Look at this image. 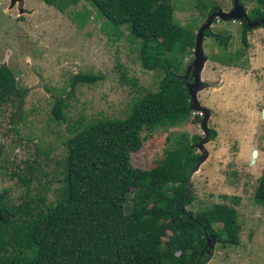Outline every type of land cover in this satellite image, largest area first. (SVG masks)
<instances>
[{
  "label": "rangeland",
  "instance_id": "1",
  "mask_svg": "<svg viewBox=\"0 0 264 264\" xmlns=\"http://www.w3.org/2000/svg\"><path fill=\"white\" fill-rule=\"evenodd\" d=\"M165 1L174 23L195 36L202 30L204 62L195 98L207 115L191 110L183 125L143 130L130 166L148 171L164 163L172 137L185 134L202 158L189 179L194 201L185 208L195 214L225 204L236 211L238 242L209 241L205 264H264V200L254 193L264 169V28L247 24L244 46L240 18L255 4L237 1L233 14L238 16L224 20L215 14L229 15L232 0ZM58 2L63 12L40 6L21 24L0 5V65L15 89L0 96V259L33 255L32 227L65 197L67 142L74 133L100 119H124L132 103L155 92L163 77L159 70L140 67L137 43H131L125 26H110L87 0ZM209 6L215 8L208 12ZM193 50L182 56L176 73L188 85L194 83ZM76 74L95 80L71 85ZM56 100L66 105L57 122L51 114Z\"/></svg>",
  "mask_w": 264,
  "mask_h": 264
},
{
  "label": "trees",
  "instance_id": "2",
  "mask_svg": "<svg viewBox=\"0 0 264 264\" xmlns=\"http://www.w3.org/2000/svg\"><path fill=\"white\" fill-rule=\"evenodd\" d=\"M87 1L110 26L127 28L143 70H159L163 77L155 92L132 103L124 119H100L74 133L67 142L65 197L32 227L33 255L25 260L3 258L0 264H205L209 241L238 242L236 211L225 204L195 214L185 208L194 201L188 177L198 162L186 135L172 137L166 161L148 171L132 169L129 162L130 153L141 146L143 130L189 121L188 79H178L176 73L195 35L173 22L172 7L165 0ZM252 1L256 8L248 19L245 16L247 24L264 20V0ZM47 3L60 11L64 7L57 0ZM214 8L209 6L208 12ZM243 21L241 42L246 46L249 29ZM259 26L264 28V22ZM227 40L225 36L222 48ZM94 80L76 74L71 85ZM14 92L12 77L0 66V96ZM65 107L55 101L51 114L56 122L63 120ZM254 193L264 200V169ZM2 214L0 208V232ZM215 224L220 228L215 230Z\"/></svg>",
  "mask_w": 264,
  "mask_h": 264
},
{
  "label": "water",
  "instance_id": "3",
  "mask_svg": "<svg viewBox=\"0 0 264 264\" xmlns=\"http://www.w3.org/2000/svg\"><path fill=\"white\" fill-rule=\"evenodd\" d=\"M232 1H233V10L231 11V13L229 15L225 16V15H222L220 12H218L215 15H218L221 19H224V20L230 19V18H233V17H237L238 15L236 16V14L234 15L233 13H234V11L237 12L236 8H239V6L237 5V0H232ZM211 16H212V18L214 17L213 15H211ZM240 18H242L244 21H247L244 14ZM208 23H209V21H208ZM260 24H261V22L248 23L249 28L258 27ZM201 31L202 30L198 31V33L196 34L195 39H194V47H193L194 48V50H193L194 59H193L192 64H191L192 75L194 77V80H193L194 83L192 85L186 84V88H187V93L189 95V107H190V109L194 110L195 112H201L203 114V116L206 117L207 111L205 109H203V108L198 106V103H197L196 98H195V91L198 90L195 82L196 83L198 82V74H199V72L201 70L202 62H204V58H203L202 51H201V48H200ZM204 117H203V120H202V123H201V127L203 129H204V122H205L204 121ZM201 160H202V158L198 159L197 165L192 169L191 173L189 174L188 180L190 179V176L198 168V165L201 162ZM189 193H190V191H189Z\"/></svg>",
  "mask_w": 264,
  "mask_h": 264
},
{
  "label": "flooded vegetation",
  "instance_id": "4",
  "mask_svg": "<svg viewBox=\"0 0 264 264\" xmlns=\"http://www.w3.org/2000/svg\"><path fill=\"white\" fill-rule=\"evenodd\" d=\"M48 1H50V0H0V5L4 4L5 8L7 9L6 12H11L12 15L15 14V19H14L15 24H21V23H23V21H25L24 18L26 16L27 17L33 16V14L35 13V9H40V6L44 9L50 7V8L57 10L58 12H60V10L56 6H54L52 4H48L47 3ZM57 2H58V0H57ZM64 10L65 9L63 7L62 12ZM245 16L248 19V15L246 14ZM242 21H243V19H242ZM248 21H249V23L256 22L253 20H248ZM257 22H264V20L261 19ZM246 25H247V23H245V27H246ZM14 26L16 27V25H14ZM258 28H260V26ZM0 66H3V65H0Z\"/></svg>",
  "mask_w": 264,
  "mask_h": 264
}]
</instances>
